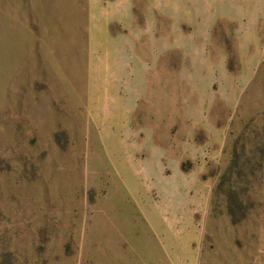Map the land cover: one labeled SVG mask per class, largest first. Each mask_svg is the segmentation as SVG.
I'll return each mask as SVG.
<instances>
[{
  "label": "rangeland",
  "instance_id": "obj_1",
  "mask_svg": "<svg viewBox=\"0 0 264 264\" xmlns=\"http://www.w3.org/2000/svg\"><path fill=\"white\" fill-rule=\"evenodd\" d=\"M0 264H264V0H0Z\"/></svg>",
  "mask_w": 264,
  "mask_h": 264
}]
</instances>
